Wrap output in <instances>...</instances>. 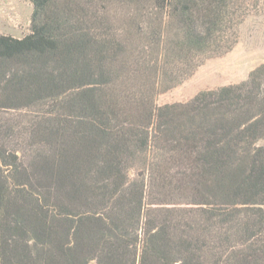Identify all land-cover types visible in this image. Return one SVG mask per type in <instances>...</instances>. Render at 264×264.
<instances>
[{
	"label": "trees",
	"instance_id": "16d2710c",
	"mask_svg": "<svg viewBox=\"0 0 264 264\" xmlns=\"http://www.w3.org/2000/svg\"><path fill=\"white\" fill-rule=\"evenodd\" d=\"M30 1L0 34V264H264V63L155 100L264 1Z\"/></svg>",
	"mask_w": 264,
	"mask_h": 264
},
{
	"label": "rangeland",
	"instance_id": "374dc122",
	"mask_svg": "<svg viewBox=\"0 0 264 264\" xmlns=\"http://www.w3.org/2000/svg\"><path fill=\"white\" fill-rule=\"evenodd\" d=\"M264 1V0H262ZM30 0H0V34L23 38L30 33ZM264 63V5L246 17L238 28L234 47L218 56L205 55L189 70L171 59L159 64L162 77L157 81L158 104L185 102L197 93L239 84ZM264 145V139L259 140Z\"/></svg>",
	"mask_w": 264,
	"mask_h": 264
}]
</instances>
